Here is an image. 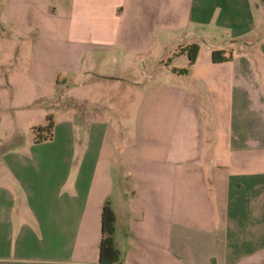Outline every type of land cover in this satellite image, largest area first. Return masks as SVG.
<instances>
[{"label":"crops","instance_id":"0c3cea01","mask_svg":"<svg viewBox=\"0 0 264 264\" xmlns=\"http://www.w3.org/2000/svg\"><path fill=\"white\" fill-rule=\"evenodd\" d=\"M67 4L70 21L93 27L95 36L69 37L66 45L115 51L99 59L117 68L111 78L137 85L133 61L145 59L165 74L191 75V93L216 101L206 103L207 121H200L199 105L184 119L187 91L181 84L169 88L175 98L165 162L170 177L152 183L150 168H127L126 181L114 182L105 122L82 128L59 105L38 110L26 134L11 127L3 100L10 56L0 40V264H98L104 202L114 216L112 241L120 254L114 264H264V0ZM192 44L198 51L189 65L181 50ZM214 50L228 60L212 63ZM30 56L43 101L66 87L55 75L72 73V61L81 70L95 66L87 68L79 53ZM180 69L186 72L173 71ZM47 117L52 139L33 143L32 129Z\"/></svg>","mask_w":264,"mask_h":264},{"label":"rangeland","instance_id":"374dc122","mask_svg":"<svg viewBox=\"0 0 264 264\" xmlns=\"http://www.w3.org/2000/svg\"><path fill=\"white\" fill-rule=\"evenodd\" d=\"M67 5V0H0V40L6 44L7 56H10L7 68L11 70L8 73L11 82L3 100L11 127L26 134V125L38 121V110L55 111L57 108L53 106L64 105L69 107V116L77 124L92 120L108 124L110 130L104 144L108 146L114 182L126 181L127 168H150L152 183L159 182L162 176L170 177V166L165 162L172 145L169 137L174 133L175 98L169 88L181 84L187 91L182 98L184 119L194 117L195 105H199L200 121H207L209 110L206 103L216 99H210L204 93L199 97L191 93V75L165 74L156 63L149 68L145 59L133 61L137 66L131 79H135L137 85L130 84L125 76L122 80L111 78L118 73L117 68L110 60L100 63L99 59L101 55L114 54L115 51H100L95 45L76 50L66 45L69 37L95 36L93 27L77 26L72 19L70 21ZM170 49L167 47V51ZM32 53L36 57L42 53L53 55L55 60L64 54L79 53L83 55L81 63L87 68L90 64L95 66L92 71L81 70L72 61L71 66L75 69L72 73L58 72L55 75L60 85L66 81V87L49 93L50 101H43L39 98L43 94V85L31 68ZM15 55L17 59L13 65ZM171 62L177 60L172 58ZM142 66L147 71L141 72ZM111 199H117L115 192Z\"/></svg>","mask_w":264,"mask_h":264},{"label":"trees","instance_id":"16d2710c","mask_svg":"<svg viewBox=\"0 0 264 264\" xmlns=\"http://www.w3.org/2000/svg\"><path fill=\"white\" fill-rule=\"evenodd\" d=\"M198 48L192 44L184 47L181 53H185L188 64L191 65L197 55ZM210 60L212 63H222L228 60L224 56L223 51L214 50L210 54ZM174 72L184 74L185 69L173 70ZM53 124L49 117L46 118V124L43 127H37L32 129L33 143L47 142L52 139ZM114 233V216L109 207L108 202H104L100 211V239L98 244V264H114L120 260L119 252L113 246Z\"/></svg>","mask_w":264,"mask_h":264}]
</instances>
